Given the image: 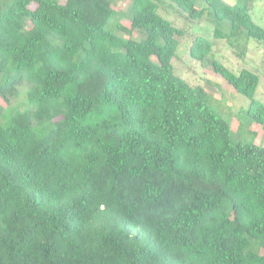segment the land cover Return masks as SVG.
<instances>
[{
	"label": "trees",
	"instance_id": "16d2710c",
	"mask_svg": "<svg viewBox=\"0 0 264 264\" xmlns=\"http://www.w3.org/2000/svg\"><path fill=\"white\" fill-rule=\"evenodd\" d=\"M203 1L0 0V264H264V146L176 71L162 2L209 12L191 55L259 124L261 75L212 56L264 26L252 0Z\"/></svg>",
	"mask_w": 264,
	"mask_h": 264
},
{
	"label": "rangeland",
	"instance_id": "374dc122",
	"mask_svg": "<svg viewBox=\"0 0 264 264\" xmlns=\"http://www.w3.org/2000/svg\"><path fill=\"white\" fill-rule=\"evenodd\" d=\"M130 1L116 0V6L125 10ZM231 3H233L232 0ZM168 4L162 2V13L185 31L183 36H179L182 44L178 56L174 60L176 71L193 85L203 86L207 90L212 106L232 123L236 142L244 141L264 146V124L253 121L249 116L251 99L239 93L231 83L215 71L211 63L204 64L191 55L192 44L199 35L214 36L215 27L209 17V12L203 19H190L176 10L175 6ZM199 4L202 7L208 5L203 0H200ZM251 10L255 21L264 26V0H252ZM123 23L132 27V22L128 18H125ZM134 36L140 39L144 35L139 30H135ZM241 41L242 45L238 47L227 43L217 46L212 57L222 60L237 73H241L245 68L259 73L262 80L256 96L264 101V45L255 38L247 39L245 37ZM20 107L23 106L13 101L6 108V112L11 114Z\"/></svg>",
	"mask_w": 264,
	"mask_h": 264
}]
</instances>
